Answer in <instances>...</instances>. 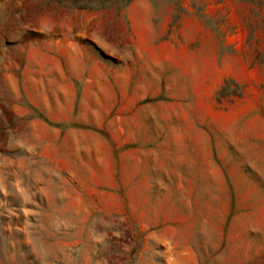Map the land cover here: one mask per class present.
Segmentation results:
<instances>
[{
    "label": "rangeland",
    "instance_id": "1",
    "mask_svg": "<svg viewBox=\"0 0 264 264\" xmlns=\"http://www.w3.org/2000/svg\"><path fill=\"white\" fill-rule=\"evenodd\" d=\"M122 1L0 0V264H264V0Z\"/></svg>",
    "mask_w": 264,
    "mask_h": 264
},
{
    "label": "trees",
    "instance_id": "2",
    "mask_svg": "<svg viewBox=\"0 0 264 264\" xmlns=\"http://www.w3.org/2000/svg\"><path fill=\"white\" fill-rule=\"evenodd\" d=\"M66 1L70 2V5H63V6L69 8L70 10L92 11V10H98V9H111V7L106 4L99 8L94 5V2L96 1L106 2V1H111V0H66ZM131 1L133 0H124V2L122 1L123 2L122 4H124L122 5L123 6L122 8L126 7Z\"/></svg>",
    "mask_w": 264,
    "mask_h": 264
}]
</instances>
